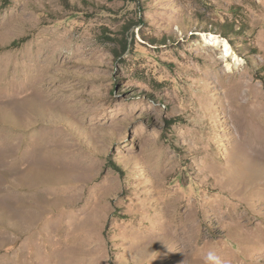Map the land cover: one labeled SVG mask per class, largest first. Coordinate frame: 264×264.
<instances>
[{
    "label": "rangeland",
    "instance_id": "rangeland-1",
    "mask_svg": "<svg viewBox=\"0 0 264 264\" xmlns=\"http://www.w3.org/2000/svg\"><path fill=\"white\" fill-rule=\"evenodd\" d=\"M264 264V0H0V264Z\"/></svg>",
    "mask_w": 264,
    "mask_h": 264
},
{
    "label": "clouds",
    "instance_id": "clouds-1",
    "mask_svg": "<svg viewBox=\"0 0 264 264\" xmlns=\"http://www.w3.org/2000/svg\"><path fill=\"white\" fill-rule=\"evenodd\" d=\"M204 264H228V261L216 249H209L203 253Z\"/></svg>",
    "mask_w": 264,
    "mask_h": 264
}]
</instances>
